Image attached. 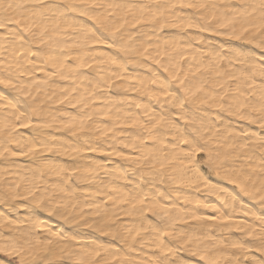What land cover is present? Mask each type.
Segmentation results:
<instances>
[{
	"label": "bare ground",
	"instance_id": "6f19581e",
	"mask_svg": "<svg viewBox=\"0 0 264 264\" xmlns=\"http://www.w3.org/2000/svg\"><path fill=\"white\" fill-rule=\"evenodd\" d=\"M0 21V264L264 260V0H0Z\"/></svg>",
	"mask_w": 264,
	"mask_h": 264
},
{
	"label": "snow or ice",
	"instance_id": "6c2138e0",
	"mask_svg": "<svg viewBox=\"0 0 264 264\" xmlns=\"http://www.w3.org/2000/svg\"><path fill=\"white\" fill-rule=\"evenodd\" d=\"M7 8H11L12 5L11 4H7L6 5ZM82 14H84L82 12ZM14 21L8 20V23H13ZM190 27L192 25H189ZM7 27V23L0 21V28H6ZM200 31H211L210 27H206V26H200ZM264 35V34H262ZM18 36L20 39H24V37L22 35H20L18 33ZM99 43H107L108 47H115L116 44L114 42H109L105 39H100L99 37L97 38ZM261 48H264V43H261L260 45ZM261 56L264 57V52L261 53ZM116 62V61H113ZM157 63H159V61H157ZM163 67V65H161ZM261 74L264 75V64L261 65ZM43 71V69H41ZM165 71H167V68L164 69ZM53 75L55 73H52ZM121 79H123L124 77H120ZM153 84L156 83L155 80L152 81ZM0 84H11V80H4V79H0ZM163 95L165 96H171L173 95L172 92L167 91V89L164 90ZM140 105L137 104V107H139ZM22 115H24V113H21ZM245 116L241 115V119H244ZM264 118V117H262ZM174 124V126L177 127V129L179 130L180 125L178 123V121H173L172 122ZM31 125V120H29L27 123L21 122L18 126L19 127H29ZM181 143H183L184 145H186V148L181 149V151L185 154V156L187 157V163L191 166L190 170L193 171L194 173H198L199 172V165H201V163H203L204 165H206L208 167V169L210 170H214L218 165L216 160L214 159L213 155H212V150L211 148L208 146V142L205 140L203 143L199 140V139H195V138H182L181 139ZM173 147H179L178 144H174ZM85 150L87 151H98L100 149L95 148V147H88ZM196 156H199L200 159H195ZM217 175H219V172H217ZM196 179H200V180H204L205 183L208 182V178L206 176V174L204 175H200L197 174ZM229 179H231L232 183H236L237 181L235 179H232L229 177ZM261 199L264 200V195L261 196ZM153 206H156L155 204ZM160 207H166L165 205H163L162 203L159 204ZM196 219H200L199 216L194 217ZM205 219H216V217H204ZM225 219H228L227 217H225ZM12 222V221H9ZM17 223H19L17 221ZM262 223H264V219H262ZM53 235H55L56 233H52ZM164 235H168L169 233H167L166 231L163 232ZM184 243V242H181ZM233 247H244V245L242 243H236L233 244ZM0 251L5 252L7 255H12V252L8 251L7 247L0 245ZM168 252H171L172 249L169 248L167 249ZM260 251L264 252V248H261ZM197 253L193 252V255H196ZM16 255H20L19 250H16ZM22 259V257H21ZM201 260L205 259L203 256L200 257ZM172 264H176L175 261L172 262ZM250 264H253V262H250ZM260 264H264V260H262L260 262Z\"/></svg>",
	"mask_w": 264,
	"mask_h": 264
}]
</instances>
